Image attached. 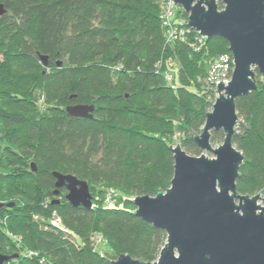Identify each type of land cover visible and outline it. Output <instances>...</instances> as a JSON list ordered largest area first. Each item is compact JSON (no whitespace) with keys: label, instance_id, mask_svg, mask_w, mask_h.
<instances>
[{"label":"trees","instance_id":"obj_1","mask_svg":"<svg viewBox=\"0 0 264 264\" xmlns=\"http://www.w3.org/2000/svg\"><path fill=\"white\" fill-rule=\"evenodd\" d=\"M166 1L0 0V201L14 202L0 212V254L18 255L11 264L157 261L167 236L134 214L132 199L170 187L169 146L203 154L191 135L215 98L205 78L229 53L222 39L188 28L169 41ZM255 72L257 89L236 100L242 196L264 190V79ZM72 105L93 106V117H69ZM223 139L212 132L210 143ZM53 172L87 181L93 207H72L64 188L54 195Z\"/></svg>","mask_w":264,"mask_h":264},{"label":"water","instance_id":"obj_2","mask_svg":"<svg viewBox=\"0 0 264 264\" xmlns=\"http://www.w3.org/2000/svg\"><path fill=\"white\" fill-rule=\"evenodd\" d=\"M171 1L187 14V26L200 38H220L227 43L234 65L231 82L228 86L216 83L217 97L202 131L191 135L203 154L194 157L178 144L169 146L174 160L170 187L154 197L132 199L134 214L167 236L157 261L144 263L123 254L108 264H264V206L258 204L264 202V190L254 196L238 193L236 181L244 156L232 141L240 137L236 100L257 89L255 70L264 79V0ZM5 13L0 4V17ZM40 59L46 67L48 58ZM65 112L69 117L91 119L94 107L72 105ZM212 132L224 134L217 148L210 143ZM30 169L36 172L33 163ZM52 176L54 195L64 188L72 207H91L87 181L72 174L53 172ZM12 207L14 203L0 202V212ZM18 257L0 254V264Z\"/></svg>","mask_w":264,"mask_h":264},{"label":"built area","instance_id":"obj_3","mask_svg":"<svg viewBox=\"0 0 264 264\" xmlns=\"http://www.w3.org/2000/svg\"><path fill=\"white\" fill-rule=\"evenodd\" d=\"M176 8L173 4V1L167 0L164 5V12L162 15L163 18V25L165 26L167 30V38L168 40H173L178 38V35H182L184 32H186L185 28L190 29L187 26V20H181L180 18H177L176 14ZM175 20L176 24H171V21ZM185 26V27H184ZM181 28V32H178V29ZM198 36V33H197ZM199 40H203L204 38H200L198 36ZM171 66H173V63H171ZM233 58L230 53H224L219 55L215 60H213L208 68L207 75L205 78V85L207 86V89H211L214 93V100L213 104L216 100L217 93H216V83L222 82L223 86H228V83L231 82L232 72H233ZM166 79L169 80L170 77L167 75ZM107 203H111V195L107 196L106 199ZM93 207V205H91ZM51 224L58 229L59 231L66 232L64 227L62 226L60 220L57 216H53L51 219ZM101 238L97 237L95 239V247L98 248V244L101 242ZM29 256H35L33 253H30Z\"/></svg>","mask_w":264,"mask_h":264},{"label":"rangeland","instance_id":"obj_4","mask_svg":"<svg viewBox=\"0 0 264 264\" xmlns=\"http://www.w3.org/2000/svg\"><path fill=\"white\" fill-rule=\"evenodd\" d=\"M180 145L179 143H175L173 146H175V145ZM213 148H217L218 147V145L216 144V145H211ZM204 155L206 156V157H208V158H214V155L213 154H211V153H204ZM191 156V155H190ZM32 164V163H31ZM30 164V165H31ZM0 202H2V201H0ZM9 203H14L13 201H10ZM258 204L260 205V206H264V202H261V201H259L258 202ZM99 246H98V248H100L101 250H106V247L104 246V244H103V241H101L99 244H98ZM113 260H115V259H113ZM9 264H11V263H9Z\"/></svg>","mask_w":264,"mask_h":264}]
</instances>
